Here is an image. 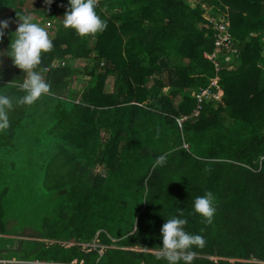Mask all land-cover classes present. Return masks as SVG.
Returning <instances> with one entry per match:
<instances>
[{"label":"trees","instance_id":"obj_1","mask_svg":"<svg viewBox=\"0 0 264 264\" xmlns=\"http://www.w3.org/2000/svg\"><path fill=\"white\" fill-rule=\"evenodd\" d=\"M190 1L97 0L106 27L82 37L60 26L67 0H0V19L11 21L0 39V94H23L24 73L7 56L18 16L56 21L35 69L50 94L32 105L13 99L0 130V176L14 162L36 164L30 172L42 170L44 202L53 203L40 217L30 204L7 217L0 188V259L167 264L157 259L160 228L182 210L185 230L205 240L192 264H264V0ZM209 18L228 21L231 49L215 47ZM79 59L91 65L80 71ZM215 76L209 90L221 100L194 115L195 94ZM209 191L211 223L192 211ZM20 217L39 227L27 230Z\"/></svg>","mask_w":264,"mask_h":264},{"label":"clouds","instance_id":"obj_2","mask_svg":"<svg viewBox=\"0 0 264 264\" xmlns=\"http://www.w3.org/2000/svg\"><path fill=\"white\" fill-rule=\"evenodd\" d=\"M96 1L67 0L60 26L70 28L82 37L102 31L106 22L95 11ZM52 2L53 0H45L48 5ZM18 20L15 30L10 33L7 56L11 58L12 64L24 73L22 82L16 85L23 94L14 98L0 94V130L9 126L8 111L13 108V99L16 105H32L43 94H50V84L35 69L41 63L42 54L52 49V40L46 28L35 22L31 15L21 14ZM10 22L9 19H0V39L5 36ZM165 162V155L155 158L157 165L163 166ZM214 199L210 191L196 196L193 199L192 211L203 217L207 223H211L215 213ZM186 223L182 210L179 215L166 218L160 228L161 246L157 259H163L167 264H192L196 256L194 249L203 248L205 240L200 234L186 231Z\"/></svg>","mask_w":264,"mask_h":264},{"label":"rangeland","instance_id":"obj_3","mask_svg":"<svg viewBox=\"0 0 264 264\" xmlns=\"http://www.w3.org/2000/svg\"><path fill=\"white\" fill-rule=\"evenodd\" d=\"M191 4L195 2V0L190 1ZM50 25L47 22H44L42 26H44L51 38V34L49 33L50 30L55 29L56 21H49ZM88 46L92 47V42L88 41ZM74 67L78 68L80 71L87 66L91 65L89 59H79L73 62ZM79 78L82 81H86L87 77L84 75H80ZM73 81L69 83L68 89H73L75 97H77L76 93L79 91V87L81 86L77 81L72 79ZM111 78L107 80L106 83V91L111 90ZM166 90V89H164ZM181 120H179L180 122ZM23 162H14L12 166V171L5 173L4 175L0 176V188L5 187V195H4V206L6 210V216L11 217L14 214L18 215V208L27 207L29 204L34 205L36 208V214L43 215L44 209L48 210L51 207L53 201H45V198L48 196V190L46 187L42 186L41 182V175L42 170L39 169H32L36 167L35 165H31V168L28 167L27 164ZM94 171L100 169V167H94ZM34 207V208H35ZM16 209V210H15ZM15 210V211H14ZM40 219V218H39ZM20 221L21 226L29 227L37 229L39 227V220L35 218L29 217H20L17 218ZM64 245V244H63ZM81 264V263H78Z\"/></svg>","mask_w":264,"mask_h":264},{"label":"built area","instance_id":"obj_4","mask_svg":"<svg viewBox=\"0 0 264 264\" xmlns=\"http://www.w3.org/2000/svg\"><path fill=\"white\" fill-rule=\"evenodd\" d=\"M208 21L211 23V26L213 29H215L217 32L215 33V41L214 45L216 48L219 49H226L229 50L231 49L232 46V37L228 32V21H222L221 19H213L209 18ZM204 56L213 62L215 67H217V63L214 59L215 54L212 55H207L204 54ZM62 64H64L62 62ZM53 66L56 64L53 63ZM47 70V68L44 69V72ZM217 80L218 77L215 76L209 83V86L207 88L201 89L197 94H195V99H196V108L194 109L193 114L196 115L200 108H201V103L202 102H208L212 101L214 105L216 106V103L221 100V93L219 92H210L209 87H217ZM66 246H72V245H77L80 247L81 250L84 251H89V249H94L96 246H98L95 243H75V242H70V243H64ZM25 261L22 260H3L0 259V264H22ZM32 264H65V263H56V262H38V261H33L31 262ZM70 264H78L76 261H72Z\"/></svg>","mask_w":264,"mask_h":264},{"label":"crops","instance_id":"obj_5","mask_svg":"<svg viewBox=\"0 0 264 264\" xmlns=\"http://www.w3.org/2000/svg\"><path fill=\"white\" fill-rule=\"evenodd\" d=\"M51 242H53V241H50V243H51ZM60 242H61V243H60L61 245H63L64 243H70V242H65V241H60ZM63 246L68 247V246H66L65 244H64Z\"/></svg>","mask_w":264,"mask_h":264},{"label":"bare ground","instance_id":"obj_6","mask_svg":"<svg viewBox=\"0 0 264 264\" xmlns=\"http://www.w3.org/2000/svg\"><path fill=\"white\" fill-rule=\"evenodd\" d=\"M26 263V262H25Z\"/></svg>","mask_w":264,"mask_h":264}]
</instances>
